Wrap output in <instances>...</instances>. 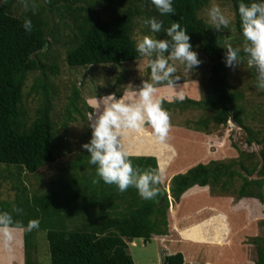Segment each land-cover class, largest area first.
<instances>
[{
    "label": "trees",
    "instance_id": "1",
    "mask_svg": "<svg viewBox=\"0 0 264 264\" xmlns=\"http://www.w3.org/2000/svg\"><path fill=\"white\" fill-rule=\"evenodd\" d=\"M210 1L173 0L174 15H160L151 0H35V12L21 13H18L22 8L19 0H8L0 6V165L17 168L16 175L8 173L9 178L17 176L13 179L16 204L11 207L0 199V211L12 213L15 222L12 229L24 230L26 264H36L34 241L41 231L49 242L51 264H135L128 242L138 239L149 242L155 236L170 234L172 201L162 182L158 185L159 195L153 200H143L134 187L122 193L117 186L102 180L94 183L99 178L96 167L89 163L87 151L85 164H78L84 158L81 153L70 166V174L52 182L45 191L31 193L23 181L26 174L34 175L73 152L66 139L71 123L81 120L86 125L84 143L91 138L88 115L93 108L82 99L77 87L69 98L63 135L53 119L57 91L52 78L61 75V55H53L57 47L64 48L65 62L70 68L120 67L142 59L136 52L135 34L139 27L154 39H170L164 29L173 23L186 28L193 50L203 53L212 63L210 92L201 100H163V108L169 115L172 111L203 112L200 120L185 128L206 135L233 120L247 132V143L262 149L258 154L240 151L237 159L199 164L176 175L170 183V195L174 202L180 203L191 189L210 188L219 197L255 199L264 204V135L243 120L245 96L232 84L223 63L224 48L232 43L231 36L215 30L201 18ZM218 1L231 3L239 41L245 43L238 12L241 0ZM243 2L250 4L252 0ZM151 17L163 21L160 33H152L143 24L144 19ZM26 18L32 21L31 32L23 27ZM240 55L247 62L243 51ZM33 73L42 74L33 88L42 98L35 117L24 106V90ZM252 74L256 80L255 72ZM112 94L117 98L123 96L118 92ZM149 133H133L125 145L135 147L139 154H147L150 145L158 143ZM133 165L159 174L156 157L133 156ZM13 208L23 211L17 214L12 212ZM31 220L40 221L39 229H29ZM191 233L198 240L207 236L201 226L182 231V236L191 241ZM249 241L257 252L256 264H264V236ZM164 264L188 263L182 253H177L166 256Z\"/></svg>",
    "mask_w": 264,
    "mask_h": 264
},
{
    "label": "rangeland",
    "instance_id": "2",
    "mask_svg": "<svg viewBox=\"0 0 264 264\" xmlns=\"http://www.w3.org/2000/svg\"><path fill=\"white\" fill-rule=\"evenodd\" d=\"M214 5L219 6L231 21L228 28L220 30L224 33L228 32L231 36L229 39L232 42L231 45L243 51L245 43L239 41L236 16L231 3L211 0L209 6L201 13V18L211 25L207 10ZM23 11L22 6L18 13ZM142 29L139 27L135 34L137 42L146 36ZM53 55H61L59 64L61 75L52 78L57 91L52 116L62 135L69 98L75 87L81 90L82 99L92 107L97 98L114 92L121 93L124 97L135 88L142 86L144 81L151 82L148 66L151 58L149 57H142L136 63H128L120 67L70 68L65 62L66 53L63 47H57ZM198 59L202 63L193 71H187L178 61H170L177 68L175 79L178 84L169 85L164 82L156 85L157 97L170 102L175 99L201 100L207 97L210 92L212 63L200 52H198ZM51 62L50 59L49 63ZM252 71L255 72V68L252 70L247 62L243 61L232 69L227 68L230 81L245 96L242 106L246 114L243 120L254 130H261V134L264 135V90L257 88ZM41 76V73L31 74L24 90V106L32 117H35L42 103V98L33 92L35 83ZM119 79H121L120 83ZM113 86L117 88L113 89ZM103 107L101 101V111ZM202 117L201 111L185 113L172 111L169 115L170 129L166 141L163 144L150 145L151 149L147 154L144 152L139 154L135 147L125 145L126 150L134 157L148 156L158 159L162 185L170 194V183L176 175L186 173L199 164L237 159L240 151L258 154L262 149L257 144L249 145L247 132L233 120L229 121L227 126L215 130L212 135L185 128L187 124L193 125ZM146 130L151 135V128ZM85 132L86 125L81 120L69 125L66 139L72 145L73 152L45 166L34 175L26 174L23 181L31 193L36 190L45 191L52 182H59L62 177L68 176L66 174L69 173L70 166L76 162L81 153H84V158H81L78 164L86 163L88 156H86V150L81 147ZM10 172L16 175L17 168L0 165V199L14 207L16 192L13 189V179L17 176L9 178ZM5 177L6 181L3 179ZM256 177L257 175L253 178ZM171 201L168 236H155L149 242L138 239L135 240V245L128 242V250L135 264H164L166 256L177 253H182L188 264H256L257 252L249 240L264 236V225L261 224L264 221L263 203L255 199L237 200L234 197H219L213 195L210 188L206 190L193 188L183 196L180 203L174 202L173 199ZM195 226H201L204 229L207 234L205 240L204 238L198 240L195 233H191V241L182 236V231ZM34 245L36 247L35 263L51 264L49 242L45 232L36 234Z\"/></svg>",
    "mask_w": 264,
    "mask_h": 264
},
{
    "label": "clouds",
    "instance_id": "3",
    "mask_svg": "<svg viewBox=\"0 0 264 264\" xmlns=\"http://www.w3.org/2000/svg\"><path fill=\"white\" fill-rule=\"evenodd\" d=\"M8 0H0V6ZM25 11L35 12V0H19ZM151 4L160 15L175 14L173 0H151ZM239 17L242 34L245 39L243 52L246 54L247 64L256 73V86L264 90V0H252L246 4L239 3ZM209 22L215 30L228 28L230 18L221 8L214 5L207 10ZM143 24L150 28L152 33H160L163 21L156 17L146 18ZM25 31L31 32L32 21L26 18L23 24ZM170 39H154L144 36L136 44V52L141 57L151 58V82L144 81L142 86L135 88L119 99L111 94L97 98L92 105L93 112L89 115L91 138L81 147L89 153V163L96 167V175L107 185H115L120 192H126L134 187L143 200H153L159 195L158 185L162 175L154 170H143L133 165V154L125 148V141L133 133L140 134L146 128H151L158 143L163 144L170 129L169 113L163 108L162 98L157 97L156 85L167 82L176 83L177 68L170 61H178L187 71L197 69L202 61L198 59V52L193 50L186 28L173 23L164 29ZM223 55L225 67L232 69L242 62L241 49L227 45ZM165 53H168L166 56ZM155 56V58H152ZM103 110H100V102ZM22 209L13 208L12 212L20 214ZM13 215L10 212L0 211V229L5 230V238L10 237V229L14 226ZM29 229H39L40 221L31 220Z\"/></svg>",
    "mask_w": 264,
    "mask_h": 264
},
{
    "label": "crops",
    "instance_id": "4",
    "mask_svg": "<svg viewBox=\"0 0 264 264\" xmlns=\"http://www.w3.org/2000/svg\"><path fill=\"white\" fill-rule=\"evenodd\" d=\"M10 232V237L6 239L5 230L0 229V264H26L24 230L11 228Z\"/></svg>",
    "mask_w": 264,
    "mask_h": 264
},
{
    "label": "water",
    "instance_id": "5",
    "mask_svg": "<svg viewBox=\"0 0 264 264\" xmlns=\"http://www.w3.org/2000/svg\"><path fill=\"white\" fill-rule=\"evenodd\" d=\"M169 194V198H170V200L172 199V197L170 196V193H168Z\"/></svg>",
    "mask_w": 264,
    "mask_h": 264
}]
</instances>
